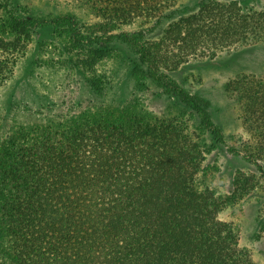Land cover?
<instances>
[{
    "label": "trees",
    "instance_id": "trees-1",
    "mask_svg": "<svg viewBox=\"0 0 264 264\" xmlns=\"http://www.w3.org/2000/svg\"><path fill=\"white\" fill-rule=\"evenodd\" d=\"M3 1L4 33L13 42L0 40V47L22 46L47 24L65 29L78 48L115 39L138 45L151 75L199 119L201 138L184 118L152 117L132 105L85 109L8 135L0 143V264H254L236 228L218 214L253 193L258 177L237 171L224 196L199 186L201 172L220 169L203 166L206 153L225 140L208 102L173 81L166 69L181 61L163 57L164 41L142 43L118 32L172 0H75L92 13L90 25L68 14L27 19ZM171 32L174 41L193 45L205 38L212 50L254 45L264 42V10L201 2L165 33ZM225 88L242 105L252 136L233 154L244 155L264 178V75H240ZM208 135L211 144L203 142Z\"/></svg>",
    "mask_w": 264,
    "mask_h": 264
},
{
    "label": "rangeland",
    "instance_id": "rangeland-1",
    "mask_svg": "<svg viewBox=\"0 0 264 264\" xmlns=\"http://www.w3.org/2000/svg\"><path fill=\"white\" fill-rule=\"evenodd\" d=\"M0 0V40L13 42L6 30L7 14ZM201 2L236 3L245 10H264V0H172L152 16L137 17L118 32L141 37L142 43L164 41L161 53L168 61L180 57L179 67L169 71L176 84L205 99L212 118L225 140L206 153L203 166H218L209 175L201 172L199 186H207L217 195L232 190L237 171L255 174L259 187L239 203L226 207L219 220L238 231L239 246L254 264H264V178L258 167L244 155L252 138L245 129L243 109L237 98L226 91V84L240 75H264V42L213 49L204 38L174 41L166 35L175 22L199 10ZM9 7L27 19L47 20L74 15L81 25H90L93 15L75 0H10ZM62 30V32H60ZM62 27L37 29L22 46L0 47V143L21 128L65 120L83 110L123 109L135 106L152 117L184 118L188 129L201 138L195 118L175 93H171L149 72L138 45L115 39L96 45L76 47ZM172 30V29H171ZM200 41H197V40ZM197 44V45H196ZM168 58V59H167ZM182 58V59H181ZM211 135L203 138L213 143Z\"/></svg>",
    "mask_w": 264,
    "mask_h": 264
}]
</instances>
